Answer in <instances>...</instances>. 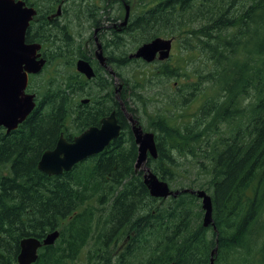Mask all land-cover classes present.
Masks as SVG:
<instances>
[{"label": "trees", "instance_id": "1", "mask_svg": "<svg viewBox=\"0 0 264 264\" xmlns=\"http://www.w3.org/2000/svg\"><path fill=\"white\" fill-rule=\"evenodd\" d=\"M23 1L54 12L61 0ZM77 1L96 27L122 21L125 4L130 19L99 36L113 75L64 26L46 41L49 25L30 23L26 43L43 45L42 73L51 72L36 85L42 73L30 76L36 106L25 121L9 134L0 129V264H15L22 239L54 231L58 239L33 264H264V0ZM155 38H172L175 54L154 67L129 58L131 47ZM77 59L94 68L93 79L74 70ZM132 64L151 70L131 78ZM115 79L124 85L119 97ZM153 79L171 91L164 110L144 111V127L129 101L144 104L138 91ZM171 80H180L178 91ZM120 103L154 135L157 158L139 169ZM113 111L121 132L101 153L61 175L38 169L61 135L71 142ZM144 169L178 194L151 197ZM184 190L210 196L213 225L203 226L201 200Z\"/></svg>", "mask_w": 264, "mask_h": 264}, {"label": "water", "instance_id": "2", "mask_svg": "<svg viewBox=\"0 0 264 264\" xmlns=\"http://www.w3.org/2000/svg\"><path fill=\"white\" fill-rule=\"evenodd\" d=\"M124 7V21L119 25L120 27H126L130 17V7L126 4ZM57 12H60V7ZM35 14V8L28 6L23 0H0V129H3L6 134L16 130L34 110L35 95L26 92L29 76L38 75L46 65V60L41 56V44H29L25 41L27 29ZM95 43H97L96 38ZM172 45L173 39L155 38L140 45L129 58L141 60L146 64L163 62L170 57ZM94 54L99 64L108 68L104 64L105 58L100 44H96ZM75 69L87 80L95 76L93 68L86 60L78 59ZM109 71L113 75L110 69ZM82 103H88V100H82ZM121 110L131 125L138 152L135 168L139 169L144 166L148 157L157 158L154 135L144 131L138 122L125 112L122 104ZM120 132L121 126L113 111L100 121L99 127L88 128L75 136L71 142L61 135L55 148L42 154L38 169L48 176L69 172L78 163L101 153L119 137ZM143 182L153 198L167 199L178 194L171 191L168 184L159 180L149 169H144ZM183 193L193 194L201 200L204 211L203 226L213 225L210 196L203 190H184ZM58 237L59 232L54 231L42 240L33 237L22 239L15 264L35 263L38 250L41 247L52 246ZM213 255L214 251L211 257ZM212 263L213 260H211Z\"/></svg>", "mask_w": 264, "mask_h": 264}, {"label": "rangeland", "instance_id": "3", "mask_svg": "<svg viewBox=\"0 0 264 264\" xmlns=\"http://www.w3.org/2000/svg\"><path fill=\"white\" fill-rule=\"evenodd\" d=\"M64 1V0H61ZM96 2L100 3L99 0H96ZM77 3H79V1L77 0H65L63 2V4L61 5L62 8V13L60 15V17H57V24L64 26L67 30L68 33L71 35V37L74 39V44L75 45H79L83 50H87L88 48H93L96 47V44H100V38L98 35L101 34H106L107 37H109L108 35V31H105L104 29L99 32L98 35H96L97 33H95L96 29L99 27H106L108 25H110L113 22H106V21H102L99 25V27L94 26L93 20L90 19L86 14V12H79L78 9H81L80 7H77ZM61 3L57 4L55 6V10H57L60 6ZM33 7V6H32ZM58 7V8H57ZM89 8H87L86 10H88ZM83 10V9H81ZM84 10V11H86ZM55 14V13H54ZM95 38L97 39V43H94ZM165 39V38H163ZM167 39H172V38H167ZM175 41V40H174ZM174 45L175 42L172 45V49H171V55L175 54V49H174ZM129 46L127 45L125 47V50L128 49ZM132 48H130V50L128 51V54L134 53L131 52ZM96 51V48H95ZM78 60V59H77ZM76 60V61H77ZM75 61V63H76ZM158 62V61H156ZM59 63V62H58ZM198 61L194 60L193 62H189L187 65V67H191L192 65H197ZM151 67L156 66L155 62L153 64L150 65ZM46 65L44 66V68L42 69V71L38 74L40 75L44 69H45ZM130 69L128 71L127 69V74L133 78V76H137L139 74V72L144 71V70H151V67L148 68H144L142 66H138L135 64L130 65ZM74 70L75 69V65H74ZM48 71V72H47ZM45 73H42L41 77H37L36 79L33 80V85L39 84L41 82H46L47 79L49 78V74L51 72V69L47 70ZM126 72V71H125ZM38 75H34V76H38ZM30 78V77H29ZM180 80H171L170 84L172 86V91H178L177 90V84H179ZM28 85H29V81H28ZM124 85H122L117 79H115L114 81V89L116 90V95L119 97V91L121 89H123ZM28 91V90H27ZM170 88L168 86H164L159 80H155L153 79L151 84H148L147 90L144 92L138 91L140 94H142V96L145 98V100L143 99L142 101H144V104H141L140 102H130V105H132L133 107H137L138 108V112L142 118V124L145 127V115H144V111L150 115L153 116L158 110H164L165 109V105H164V98L165 96L170 92ZM34 94V93H32ZM127 96H130V91L128 90L125 93ZM35 95V94H34ZM88 99L85 97L83 98H79V100H85ZM35 102H36V95H35ZM150 132V131H149Z\"/></svg>", "mask_w": 264, "mask_h": 264}, {"label": "flooded vegetation", "instance_id": "4", "mask_svg": "<svg viewBox=\"0 0 264 264\" xmlns=\"http://www.w3.org/2000/svg\"><path fill=\"white\" fill-rule=\"evenodd\" d=\"M65 1V0H64ZM64 1H60V12H57V10H55L54 12H52L51 9H42V10H36V14L35 16L33 17L32 21H35V23H41V24H45L47 23L49 25L48 27V31L45 35V40L48 41L50 39H52L53 35H52V30L54 29V26H61L59 24H57L56 20H57V17H60L61 13H62V8H61V5L63 4ZM124 5V4H123ZM58 8V7H57ZM55 13V14H54ZM130 19V17H129ZM129 19H128V22H129ZM124 21V18L122 21H118V22H113V21H109V22H113L111 23L110 25L106 26V27H99L97 28V34H99V32L101 31V29L105 30V31H109V30H115L117 28H119L120 24ZM102 35V34H101ZM100 36V35H98ZM33 37L34 38H37V34H33ZM25 41H26V37H25ZM94 43H95V40H94ZM30 44V43H29ZM38 44V43H37ZM42 48H41V56L43 57V53H42V49H43V45L41 44ZM96 48V47H95ZM101 50H102V53H103V49H102V45H101ZM95 52V51H94ZM104 56V54H103ZM44 58V57H43ZM45 59V58H44ZM46 60V59H45ZM96 63L97 65H99L100 67H102L105 71H107L108 75H112V73H110L109 69L108 68H105L103 66H101L99 64V62L96 60ZM105 64V63H104ZM92 67V66H91ZM93 68V67H92ZM94 70V68H93ZM27 93H29L28 91H26ZM29 94H32V93H29Z\"/></svg>", "mask_w": 264, "mask_h": 264}, {"label": "bare ground", "instance_id": "5", "mask_svg": "<svg viewBox=\"0 0 264 264\" xmlns=\"http://www.w3.org/2000/svg\"><path fill=\"white\" fill-rule=\"evenodd\" d=\"M129 19V18H128ZM213 221V220H212Z\"/></svg>", "mask_w": 264, "mask_h": 264}]
</instances>
